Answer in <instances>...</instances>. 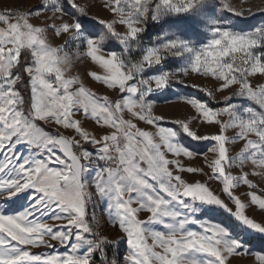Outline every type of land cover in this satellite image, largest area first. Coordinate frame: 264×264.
Segmentation results:
<instances>
[{
	"label": "snow or ice",
	"instance_id": "1",
	"mask_svg": "<svg viewBox=\"0 0 264 264\" xmlns=\"http://www.w3.org/2000/svg\"><path fill=\"white\" fill-rule=\"evenodd\" d=\"M0 264H264V0L0 7Z\"/></svg>",
	"mask_w": 264,
	"mask_h": 264
},
{
	"label": "rangeland",
	"instance_id": "2",
	"mask_svg": "<svg viewBox=\"0 0 264 264\" xmlns=\"http://www.w3.org/2000/svg\"><path fill=\"white\" fill-rule=\"evenodd\" d=\"M80 2L83 3V2H86V0H80ZM232 2L239 5L240 0H232ZM254 2L259 3V0H254ZM31 3H33V0H0V7L13 6V5H23L26 7ZM94 11H96V9H94ZM101 15H106V14L101 13ZM261 19H262L261 16L259 14H257L256 17H249L248 22L258 24ZM91 86L93 87L94 90L98 91V94H104V89L101 86L96 85V84H92ZM158 112H163L164 114L169 115V116H173V117L181 116V113L177 108L164 105L163 103L160 104V106L158 108ZM195 163L199 164L200 161L198 160ZM206 171H207V169H206ZM213 187H219V186L217 184H214ZM245 191H246V186H241V188L239 189V192H245ZM249 214L251 215L253 213L250 211ZM255 214L258 217L259 211H257Z\"/></svg>",
	"mask_w": 264,
	"mask_h": 264
}]
</instances>
